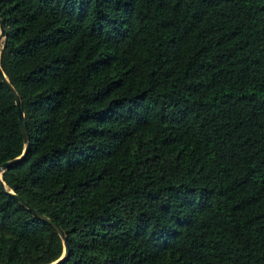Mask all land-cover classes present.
<instances>
[{
    "label": "trees",
    "instance_id": "16d2710c",
    "mask_svg": "<svg viewBox=\"0 0 264 264\" xmlns=\"http://www.w3.org/2000/svg\"><path fill=\"white\" fill-rule=\"evenodd\" d=\"M30 148L4 183L64 264H264V0H0ZM26 147L0 75V168ZM64 243L0 183V264Z\"/></svg>",
    "mask_w": 264,
    "mask_h": 264
},
{
    "label": "water",
    "instance_id": "95a60500",
    "mask_svg": "<svg viewBox=\"0 0 264 264\" xmlns=\"http://www.w3.org/2000/svg\"><path fill=\"white\" fill-rule=\"evenodd\" d=\"M7 37V31L4 25V22L0 19V48H1V44L3 42H5ZM0 75L2 77V80L4 82V84L7 86V88L9 89V91L12 93V95L14 96L15 100H16V104H17V108H18V113H19V119H20V124H21V128H22V132H23V136L25 139V143H26V147L24 150V153L21 157L12 160L6 164H4L1 168H0V183L2 188L8 192L11 196L15 197L19 203L26 207L33 215L36 219L43 221L44 223H47L49 225H51L52 227H54L56 229V231L59 233L61 239L63 240L64 243V254L61 257L60 260H58L57 262L53 263V264H64L66 263L69 258H70V253H71V249H70V245L68 243V238L66 237L64 231L59 227V225H57L56 223H54L52 220H50L49 218L41 215L39 212H37L36 210H34L32 207H30L23 199L19 198L13 191L9 192L8 188L6 187V184L4 183V174L6 173V171L12 167L13 165H16L18 163H20L22 160H24L29 152V148H30V134H29V130H28V126H27V122H26V118H25V114L22 110V101L18 95V93L16 92V90L14 89V87L11 85L10 81L8 80V78L6 77L1 64H0Z\"/></svg>",
    "mask_w": 264,
    "mask_h": 264
},
{
    "label": "rangeland",
    "instance_id": "374dc122",
    "mask_svg": "<svg viewBox=\"0 0 264 264\" xmlns=\"http://www.w3.org/2000/svg\"><path fill=\"white\" fill-rule=\"evenodd\" d=\"M0 50H2V45H1V48H0Z\"/></svg>",
    "mask_w": 264,
    "mask_h": 264
},
{
    "label": "bare ground",
    "instance_id": "6f19581e",
    "mask_svg": "<svg viewBox=\"0 0 264 264\" xmlns=\"http://www.w3.org/2000/svg\"><path fill=\"white\" fill-rule=\"evenodd\" d=\"M4 43V42H3ZM3 43L1 44L2 45V47H3Z\"/></svg>",
    "mask_w": 264,
    "mask_h": 264
}]
</instances>
